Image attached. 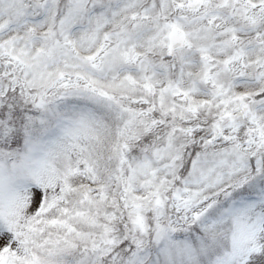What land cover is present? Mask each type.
Returning <instances> with one entry per match:
<instances>
[{
  "label": "snow or ice",
  "instance_id": "1",
  "mask_svg": "<svg viewBox=\"0 0 264 264\" xmlns=\"http://www.w3.org/2000/svg\"><path fill=\"white\" fill-rule=\"evenodd\" d=\"M0 264H264V0H0Z\"/></svg>",
  "mask_w": 264,
  "mask_h": 264
}]
</instances>
